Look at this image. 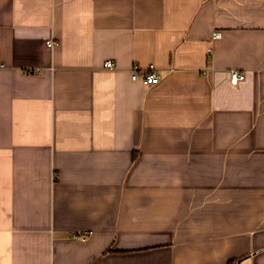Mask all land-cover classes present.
<instances>
[{
	"label": "crops",
	"instance_id": "obj_1",
	"mask_svg": "<svg viewBox=\"0 0 264 264\" xmlns=\"http://www.w3.org/2000/svg\"><path fill=\"white\" fill-rule=\"evenodd\" d=\"M232 263L264 264V0H0V264Z\"/></svg>",
	"mask_w": 264,
	"mask_h": 264
},
{
	"label": "built area",
	"instance_id": "obj_2",
	"mask_svg": "<svg viewBox=\"0 0 264 264\" xmlns=\"http://www.w3.org/2000/svg\"><path fill=\"white\" fill-rule=\"evenodd\" d=\"M222 33L221 31L217 30L213 33V38L214 39H219L221 38ZM58 42L55 40H48L47 45L50 47H54L57 45ZM105 65L107 67H113L114 62L112 60H107L105 62ZM132 78L134 80H141L145 85H152L156 84L160 81V76L157 74L155 71V65L151 64L148 69L146 70H141L138 64H135L132 68ZM245 78V74L240 73L238 71L231 72V81L233 83H237L239 80H242Z\"/></svg>",
	"mask_w": 264,
	"mask_h": 264
},
{
	"label": "trees",
	"instance_id": "obj_3",
	"mask_svg": "<svg viewBox=\"0 0 264 264\" xmlns=\"http://www.w3.org/2000/svg\"><path fill=\"white\" fill-rule=\"evenodd\" d=\"M233 264V263H232Z\"/></svg>",
	"mask_w": 264,
	"mask_h": 264
}]
</instances>
